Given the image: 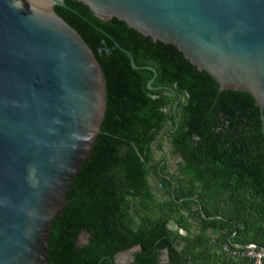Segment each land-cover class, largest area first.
<instances>
[{
    "label": "trees",
    "instance_id": "16d2710c",
    "mask_svg": "<svg viewBox=\"0 0 264 264\" xmlns=\"http://www.w3.org/2000/svg\"><path fill=\"white\" fill-rule=\"evenodd\" d=\"M65 3L55 9L100 62L107 108L52 222L48 264H253L232 253L264 250V130L252 95L220 89L173 44Z\"/></svg>",
    "mask_w": 264,
    "mask_h": 264
},
{
    "label": "water",
    "instance_id": "95a60500",
    "mask_svg": "<svg viewBox=\"0 0 264 264\" xmlns=\"http://www.w3.org/2000/svg\"><path fill=\"white\" fill-rule=\"evenodd\" d=\"M77 1L173 44L220 89L251 94L264 130V0ZM56 5L67 6L0 0V264H48L52 222L107 108L101 64Z\"/></svg>",
    "mask_w": 264,
    "mask_h": 264
},
{
    "label": "built area",
    "instance_id": "2783aa9c",
    "mask_svg": "<svg viewBox=\"0 0 264 264\" xmlns=\"http://www.w3.org/2000/svg\"><path fill=\"white\" fill-rule=\"evenodd\" d=\"M233 254L251 257L254 260L253 264H264V250L258 249L255 244H249L244 250H233Z\"/></svg>",
    "mask_w": 264,
    "mask_h": 264
},
{
    "label": "rangeland",
    "instance_id": "374dc122",
    "mask_svg": "<svg viewBox=\"0 0 264 264\" xmlns=\"http://www.w3.org/2000/svg\"><path fill=\"white\" fill-rule=\"evenodd\" d=\"M175 160H173V162H174ZM172 226L174 227L175 226V224L174 223H172Z\"/></svg>",
    "mask_w": 264,
    "mask_h": 264
}]
</instances>
